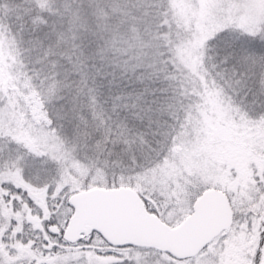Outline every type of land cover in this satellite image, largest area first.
I'll return each instance as SVG.
<instances>
[{"label":"snow or ice","instance_id":"1","mask_svg":"<svg viewBox=\"0 0 264 264\" xmlns=\"http://www.w3.org/2000/svg\"><path fill=\"white\" fill-rule=\"evenodd\" d=\"M0 264H264V0H0Z\"/></svg>","mask_w":264,"mask_h":264}]
</instances>
